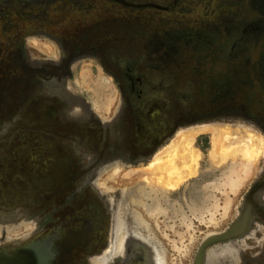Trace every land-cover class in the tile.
<instances>
[{
  "label": "rangeland",
  "instance_id": "rangeland-1",
  "mask_svg": "<svg viewBox=\"0 0 264 264\" xmlns=\"http://www.w3.org/2000/svg\"><path fill=\"white\" fill-rule=\"evenodd\" d=\"M23 1L0 3V252L46 243L50 264L56 244L59 264H264V209L248 201L264 200V0ZM98 15L119 50H83ZM136 62L169 74L151 100L159 125L182 120L154 149L149 131L132 145L123 70ZM208 125L230 131L228 157L212 156V133L189 136ZM185 137L196 165L181 158ZM169 156L184 176L173 187L156 184Z\"/></svg>",
  "mask_w": 264,
  "mask_h": 264
},
{
  "label": "flooded vegetation",
  "instance_id": "flooded-vegetation-1",
  "mask_svg": "<svg viewBox=\"0 0 264 264\" xmlns=\"http://www.w3.org/2000/svg\"><path fill=\"white\" fill-rule=\"evenodd\" d=\"M6 1L7 0H0V3L6 2ZM14 1H17V0H14ZM18 1H23V0H18ZM26 1H29V0H26ZM105 1L113 2L114 4H121V5H132L133 4L132 1H127V0H105ZM55 3H56L55 0H49V5L52 6V4H55ZM93 7H94V9H96V6H93ZM93 7H92V9H93ZM89 14H92V13H89ZM29 17L30 16H25V17H20V18L23 20V19L29 18ZM40 20H41V23H46V24L49 23L48 21H45V18L44 19L42 18ZM101 20H103V18H101V16L98 15L95 18V20L89 24V28H92V30L94 32L98 31V33H94V35L96 36V39H95L96 41H95V43H92V47L91 48L84 47L83 50H91L93 52H96V51H103V50L104 51L105 50H112L113 51V50H119L121 48V45L115 46L117 43L115 45L114 44L109 45V47H107L103 44V41L106 40V37H107V41L108 40L110 41L111 35H107L108 33L105 34L106 27H104V28L100 27ZM50 25L53 26L54 23H50ZM48 26H49V24H48ZM109 33L112 34V32H109ZM70 39H72V38L70 37ZM67 48H68V51H70V52L73 51V49L71 47L67 46ZM102 57L103 56H101V58ZM102 63L104 65L105 61L103 60ZM145 67L149 68L145 62L144 63L143 62H136L134 67H132L131 69L123 70L124 78L128 82H130L131 89H132V96H130V94H128V97H126L127 110H128L127 119H128L129 125H130L131 132H132V145H135L136 142L139 140L140 135H141L140 133L142 130L143 131H149L150 135H152L154 137L157 135V140H155L153 142L154 145H153V148H151V149H154L159 143L161 144L165 140L164 138L170 137L171 135H174L177 132V129L179 128V125L181 124L182 120L179 121L178 125H176L177 123L172 122V123H169L168 126L166 125L165 128H163L164 125H163V127H161L159 125L160 122H158L156 119L157 113H158V111H157L158 104L154 103V102L152 103L151 100H153L155 94L159 93L158 90L163 89L167 86V83L169 81V74L164 75V76H152V74H149L148 71H146ZM109 72L111 73V75L114 76L115 80L117 81V76L115 74V71L109 70ZM131 97L133 99H135L134 102L132 101ZM149 105H151L152 107L151 106L149 107ZM150 110H151V112H150ZM145 117H148V120H150V122L154 124L153 128L151 125V127H150V129L152 128L151 130L150 129L148 130L149 127L147 124H143ZM139 155H147V154L144 152V153H141ZM255 193H256L255 191L252 193L253 194L252 198L249 197L248 201H249L250 205L249 204L248 205H249V207L251 206L252 208H254L255 210H257L260 213V211H262L264 209V200L260 196H256V198H255V195H256ZM241 231H244V229ZM62 236H63V238L61 240H64V238H66V237H64L63 234H62ZM88 238H90V237H88ZM66 239H68V238H66ZM83 245H85L84 249H86V252L93 249V246H91V244H84L83 243ZM60 254H61V252H60V250L56 244L54 247L55 258H54V261L52 262V264H59V262L61 260V258L59 256Z\"/></svg>",
  "mask_w": 264,
  "mask_h": 264
},
{
  "label": "bare ground",
  "instance_id": "bare-ground-1",
  "mask_svg": "<svg viewBox=\"0 0 264 264\" xmlns=\"http://www.w3.org/2000/svg\"><path fill=\"white\" fill-rule=\"evenodd\" d=\"M218 127H220V126H218ZM218 127H214V126H210V125H208V126H203V127H197L196 129H194L193 130V132H191L190 134H189V136L191 135V134H196V133H198V132H200V133H204V132H206V133H212L213 134V137H212V140H213V151H212V156L214 157V158H216L217 156H221L222 155V158H225V157H228L230 154H232L233 152H234V147H227V146H225V144H220L221 143V141H223V140H225V141H227L228 142V140L231 138L230 137V131L229 130H226V128H225V130L224 129H219ZM221 128V127H220ZM228 128V127H227ZM230 129V128H229ZM232 130V129H231ZM188 136V137H189ZM188 137H185V144H184V147H185V153H180L179 152V154L181 155H183L181 158L184 160L183 162H185V163H188V162H190L192 165H196L197 163H198V158H199V153L198 152H196L195 150H193L192 149V147H191V139L190 138H188ZM182 138H183V136H182ZM263 140L264 139H262V142H263ZM234 141V140H233ZM239 142V141H238ZM223 143V142H222ZM244 143H246V142H243V144ZM263 145H264V142L262 143ZM182 146V145H181ZM221 146V147H220ZM231 146V145H230ZM245 146V145H244ZM184 147H183V149H184ZM264 147V146H263ZM219 149V150H218ZM249 151H251L252 153H254L255 152V149H250ZM177 151H175V153H176ZM174 153V155H171V156H173L174 158L175 157H177L179 154H175ZM219 154V155H218ZM240 155V154H239ZM171 158L170 156H169V159H171V160H169V159H165L164 160V162L166 161V160H168V161H170V162H168V165L171 163V164H173L172 165V167H171V164H170V167L169 168H167L168 166H164V169L161 167V166H163V165H165L163 162H162V159H159L157 162H159L160 164L159 165H157V163H155V165H157V166H159L160 168H158L157 169V167H156V169L155 168H151V170L153 169H155V170H158L157 171V177H156V184L158 183V184H160L161 183V185L163 184V185H165V186H170V187H173L174 185H176V184H178L181 180H183V178H184V176L183 175H181L180 173H181V171L179 170V168H177V165L174 167V163H172V162H175V161H173L174 160V158ZM258 157V156H257ZM180 157H178L177 158V160L179 159ZM176 159V158H175ZM181 159V160H182ZM172 161V162H171ZM166 164H167V162H165ZM188 165V164H186V168H188V176L191 174V173H193V172H195V169H193L192 168V165ZM154 164H152L151 166H153ZM185 165V164H184ZM150 166V165H149ZM183 166V165H182ZM182 166H181V168H182ZM191 166V167H190ZM165 167H166V169H165ZM184 168H185V166H183ZM162 168V169H161ZM154 170V171H155ZM183 170V169H182ZM149 171V170H148ZM155 180V179H154ZM153 184H155V182L153 183ZM160 185V186H161ZM159 186V185H158ZM162 187V186H161ZM164 187V186H163ZM160 195V194H159ZM151 196H153V194L151 195ZM144 197V196H143ZM163 205V204H162ZM165 208V207H164ZM167 208V207H166ZM163 209V208H162ZM165 210V209H164ZM145 213V212H144ZM144 247V246H143ZM150 248V247H149Z\"/></svg>",
  "mask_w": 264,
  "mask_h": 264
},
{
  "label": "water",
  "instance_id": "water-1",
  "mask_svg": "<svg viewBox=\"0 0 264 264\" xmlns=\"http://www.w3.org/2000/svg\"><path fill=\"white\" fill-rule=\"evenodd\" d=\"M0 264H50L49 247L46 243H33L11 253L0 252Z\"/></svg>",
  "mask_w": 264,
  "mask_h": 264
}]
</instances>
